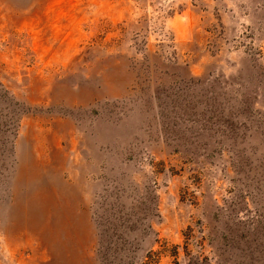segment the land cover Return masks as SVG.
<instances>
[{
	"label": "rangeland",
	"instance_id": "374dc122",
	"mask_svg": "<svg viewBox=\"0 0 264 264\" xmlns=\"http://www.w3.org/2000/svg\"><path fill=\"white\" fill-rule=\"evenodd\" d=\"M0 264H264V0H0Z\"/></svg>",
	"mask_w": 264,
	"mask_h": 264
}]
</instances>
